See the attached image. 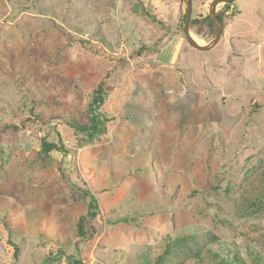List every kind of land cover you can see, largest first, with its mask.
Listing matches in <instances>:
<instances>
[{
  "label": "rangeland",
  "instance_id": "1",
  "mask_svg": "<svg viewBox=\"0 0 264 264\" xmlns=\"http://www.w3.org/2000/svg\"><path fill=\"white\" fill-rule=\"evenodd\" d=\"M223 4L199 50L183 0H0V264H264V0Z\"/></svg>",
  "mask_w": 264,
  "mask_h": 264
},
{
  "label": "trees",
  "instance_id": "2",
  "mask_svg": "<svg viewBox=\"0 0 264 264\" xmlns=\"http://www.w3.org/2000/svg\"><path fill=\"white\" fill-rule=\"evenodd\" d=\"M230 5V3H224L223 7L224 8H228ZM221 12H216V16L217 18L222 21V16H221ZM192 22L194 19H191ZM204 20L206 23L212 25V21L210 19L209 16L204 17ZM140 52V50H139ZM104 80L105 77L103 76L102 79L100 80V82L97 85L96 91H95V95H93V99L90 103V116H89V120L90 123L89 124H81L79 126H77V128H79L82 131H85L90 137L94 136L96 134H100L104 131L105 129V119L104 118H100L97 113L95 112V110L97 109L98 105L102 102L103 100V84H104ZM42 150L45 152L51 151V150H56V151H64V147L62 144L56 143V142H52V141H42ZM96 212L92 211V215H94ZM93 230L95 229V227H91ZM79 232L81 234H84L83 232V220L80 221L79 223ZM17 251V248L15 247L14 249V253ZM225 264H230V263H225ZM255 264H259V263H255Z\"/></svg>",
  "mask_w": 264,
  "mask_h": 264
},
{
  "label": "water",
  "instance_id": "3",
  "mask_svg": "<svg viewBox=\"0 0 264 264\" xmlns=\"http://www.w3.org/2000/svg\"><path fill=\"white\" fill-rule=\"evenodd\" d=\"M185 4V14H184V22L182 25V32L183 35L192 47L199 49V50H208L211 47H213L219 40L220 35H221V29H222V24L221 21L217 18L216 16V7L220 2L223 3H231L233 0H212L211 5H210V19L214 25L215 28V34L211 41H209L206 44H200L198 43L191 35V31L189 28V21L191 17V0H183Z\"/></svg>",
  "mask_w": 264,
  "mask_h": 264
},
{
  "label": "bare ground",
  "instance_id": "4",
  "mask_svg": "<svg viewBox=\"0 0 264 264\" xmlns=\"http://www.w3.org/2000/svg\"><path fill=\"white\" fill-rule=\"evenodd\" d=\"M191 35H192V37H193L197 42L200 43V39L197 37V35H195V34L192 33V32H191Z\"/></svg>",
  "mask_w": 264,
  "mask_h": 264
}]
</instances>
